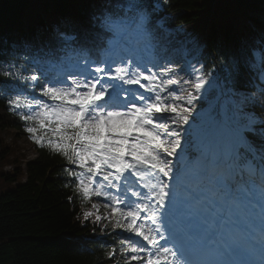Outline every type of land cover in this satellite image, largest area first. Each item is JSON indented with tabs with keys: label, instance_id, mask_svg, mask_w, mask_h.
<instances>
[{
	"label": "snow or ice",
	"instance_id": "6c2138e0",
	"mask_svg": "<svg viewBox=\"0 0 264 264\" xmlns=\"http://www.w3.org/2000/svg\"><path fill=\"white\" fill-rule=\"evenodd\" d=\"M161 4L167 8L169 0H160L157 8ZM153 28L161 45L142 51L125 52L119 42L89 47L87 42H99L101 35L90 23L53 24L46 36L27 43L0 41V51L25 57L23 63L7 61L0 86L16 94L15 108L24 93L32 96L41 110L21 119L39 127L26 131L42 146L46 137L48 147L62 155L63 171L85 201L100 198L110 209L108 216L99 214L93 203L83 218L123 230L117 237L128 264H252L246 257L255 251L257 225L264 257V171L258 183L237 179L243 169L236 156L225 160L205 151L204 130L196 119L190 123L199 97L184 88L192 81L195 93L209 95L240 58L212 59L220 71L208 75L211 63L198 37L186 30L169 37L163 23ZM81 38L86 43L79 53L87 61L79 65L82 71L44 76L59 61L57 53H67L68 45ZM186 54H198L204 69L186 61L181 66ZM249 54L247 47L242 50L243 56ZM189 68L203 75L193 77ZM40 130H46L43 136L37 135ZM178 208L186 227H177ZM108 255L115 264L117 250Z\"/></svg>",
	"mask_w": 264,
	"mask_h": 264
},
{
	"label": "trees",
	"instance_id": "16d2710c",
	"mask_svg": "<svg viewBox=\"0 0 264 264\" xmlns=\"http://www.w3.org/2000/svg\"><path fill=\"white\" fill-rule=\"evenodd\" d=\"M211 1L169 0L164 13L148 9L151 25L165 19L173 28L188 32L208 29L205 40L212 51L207 49V53L217 55L222 63H230L237 56L241 61L242 50L252 43V37L264 44V0H230L238 7L237 12H232L223 2L214 15L210 11ZM94 3L95 0H0V41L27 43L46 36L48 31L40 17L41 12L51 26L79 24L74 15L88 26ZM251 22L261 34L252 29ZM166 35L176 36L173 33ZM22 55L0 51V72L7 69V61L14 62ZM240 61L231 69L232 83L244 94L245 106L258 115L254 119L264 123V83L258 89L249 85ZM192 83L190 81L184 88L193 93ZM9 93V89L0 86L1 160H10L16 151L15 146L6 143L4 136L12 135L15 139L20 132H27L10 106ZM179 94L184 95V92ZM29 135L38 156L27 165V181H20L24 176L20 157L11 159L16 164L13 173L1 175L13 184V188L0 194V264H114L108 255L112 248L118 253L115 264H128L126 253L118 242L117 234L121 229H113L112 224L103 228L83 218L85 211H93L91 205L99 198L85 201L63 171L66 161L62 155L48 147L46 137L42 146L34 142L32 134ZM37 135L43 136L44 132L40 130ZM17 181L19 183L14 185ZM107 212L102 205L98 209L99 214L108 216ZM65 234L77 236L78 240L63 238Z\"/></svg>",
	"mask_w": 264,
	"mask_h": 264
},
{
	"label": "clouds",
	"instance_id": "9594fccd",
	"mask_svg": "<svg viewBox=\"0 0 264 264\" xmlns=\"http://www.w3.org/2000/svg\"><path fill=\"white\" fill-rule=\"evenodd\" d=\"M164 2L167 3L168 0H164ZM90 24L91 28L98 30L101 35L99 42L88 41L89 47L99 49L100 43L119 42L121 50L128 52L129 50L142 51L145 47H151L153 42H158L161 45L156 29L149 27L148 10L141 4V0H95ZM85 43L82 38L74 39L68 45L70 51L57 53L60 57L59 61L53 67L48 68L43 73L44 76L55 79L69 73L75 74L82 71L79 65L87 61L85 56L79 53V49L84 47ZM170 44L171 42L164 47H168ZM100 55L103 56V53L101 52ZM184 61L193 66H195L193 64L195 61V63L201 64V70L204 69V64L200 61L198 54H186L181 66H184ZM65 65L67 66L65 67ZM207 74H211L210 69Z\"/></svg>",
	"mask_w": 264,
	"mask_h": 264
},
{
	"label": "rangeland",
	"instance_id": "374dc122",
	"mask_svg": "<svg viewBox=\"0 0 264 264\" xmlns=\"http://www.w3.org/2000/svg\"><path fill=\"white\" fill-rule=\"evenodd\" d=\"M238 111V117L239 119H241V115L242 113L240 112V109L237 108ZM6 141L11 142V138L9 136H6ZM18 145H19V152H21V154L24 153V155L27 157V160L32 161L36 158V154L32 148V146L30 145V143L28 142L27 139H25L24 137H20L18 139ZM23 150V152H22ZM179 151V150H178ZM15 153V152H14ZM25 160H23L24 162ZM7 160H1L0 159V194L5 193L6 191L10 190L13 188V184L8 181L5 180V177H2V170H1V166L5 163H7ZM139 223V221H138ZM134 264H139V262H132Z\"/></svg>",
	"mask_w": 264,
	"mask_h": 264
}]
</instances>
